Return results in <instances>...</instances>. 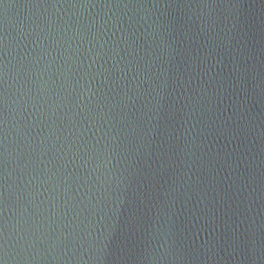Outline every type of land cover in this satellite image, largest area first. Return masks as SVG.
I'll list each match as a JSON object with an SVG mask.
<instances>
[{"label": "water", "instance_id": "95a60500", "mask_svg": "<svg viewBox=\"0 0 264 264\" xmlns=\"http://www.w3.org/2000/svg\"><path fill=\"white\" fill-rule=\"evenodd\" d=\"M0 264H264V0H0Z\"/></svg>", "mask_w": 264, "mask_h": 264}]
</instances>
